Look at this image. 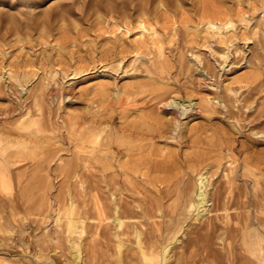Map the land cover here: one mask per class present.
Instances as JSON below:
<instances>
[{"label":"rangeland","instance_id":"rangeland-1","mask_svg":"<svg viewBox=\"0 0 264 264\" xmlns=\"http://www.w3.org/2000/svg\"><path fill=\"white\" fill-rule=\"evenodd\" d=\"M91 1L44 0L34 10L35 0H0V12L10 13L0 14V131L8 132L24 124L31 132L41 130L36 133L39 138L44 135L41 139L45 146L34 147L32 157H25L22 163L31 160L32 164L46 162L45 166H49L35 175L31 194L22 195L24 218L16 216L17 225L10 224L11 233L21 231L23 239L14 233L10 237L7 233H0V264H74L69 251L74 241L79 242L81 250L79 264H120L116 259L115 239L112 238L113 222H100L96 216L93 202L96 190L91 187L95 176L92 177L86 169L78 168L79 174L87 171L89 175L68 177L59 169L79 148L89 150L97 145L94 146V143L92 146L86 141L84 146H78V143L72 142L76 148L65 138L63 144L58 142L61 133H67L64 106L73 113L87 116L94 109L105 112L103 105L91 110L86 104L89 97L86 92L101 85L108 87L109 97L121 89L135 90L132 97L140 99L141 105L162 89L170 88L169 93L182 96L190 108H207V111L196 114L195 120L190 123V127L199 129L187 131V134L193 133V137H205L204 143L198 144L199 149L191 140L178 145L156 141L154 146L157 148L165 147L179 156L196 152H203V157L214 154L212 158L220 160L223 166L227 163L228 167L239 165V171L243 157L256 155L259 151L257 155L260 154L261 160H264V141H260L264 140V136L255 143L250 140V143L245 133L250 130L248 124L251 123L229 119L224 113L227 110L245 112L250 115V121L258 123L259 112H264V0H164L160 4L156 0H103L100 9H96L97 6L90 8ZM64 2L72 4L69 6L74 14H51L48 21L44 20L45 14L42 13L46 9L55 10ZM140 6L144 8L142 13ZM18 11L26 14H18ZM58 15L64 17V21H54ZM188 85L199 89L190 90ZM179 87H182L181 93ZM55 91L58 95L52 96ZM250 92L251 97L248 95ZM214 94L219 99L213 98ZM204 98L209 100L206 107L202 105ZM148 111L150 113L152 109L145 107L134 112L117 108L115 121L122 122L126 117L132 120ZM123 112L126 117L121 119ZM186 120L182 118V122ZM259 120L260 125L256 128L264 131V116ZM243 124L248 127L242 129V134L236 133L235 127ZM229 144L232 145V152L226 149ZM220 147L222 152H219ZM59 157L62 160L59 161ZM185 168L180 169L183 171ZM92 172L95 171L92 169ZM201 172L208 174L205 168ZM256 178L259 188L264 187V175L260 173ZM80 180H85V187ZM250 180L248 187L252 188L253 181ZM147 186L155 191L148 182ZM11 191L3 189L0 196L7 199ZM72 193L75 198H72ZM141 193L146 191L141 188ZM143 194L139 196L143 197ZM152 194L147 193L148 196ZM70 199H75L74 210L70 211L72 214L68 210ZM56 214L61 220H56ZM76 215L85 218V225L88 222L82 237L71 232L68 218L65 219H75ZM207 215L191 222H203ZM160 218L151 216L143 220V228L148 229L147 232L155 229ZM66 220L67 223H64ZM130 221L137 223L138 219ZM190 227L185 226L184 233ZM95 231L100 234L96 235ZM103 234L107 235L104 237ZM178 236L180 241L170 253L171 260H174V252L179 254L185 243L186 235L179 233ZM129 249L124 247L121 250L124 254L122 264H136Z\"/></svg>","mask_w":264,"mask_h":264},{"label":"bare ground","instance_id":"bare-ground-1","mask_svg":"<svg viewBox=\"0 0 264 264\" xmlns=\"http://www.w3.org/2000/svg\"><path fill=\"white\" fill-rule=\"evenodd\" d=\"M42 1L44 0H35V5L32 6V9L36 10L42 4ZM102 1L92 0L89 3V7L94 8L97 6L96 9H100ZM163 1L156 0L158 4ZM69 5L72 4L64 2L60 3L55 10L52 8L46 9L42 13L45 14L43 16L45 17L44 20L48 21L51 18V14H72L73 12L70 11ZM143 9L140 6L139 10L141 13ZM27 12L36 14L31 11ZM0 14L10 13L0 12ZM18 14L26 13L18 11ZM61 20L64 21V17L61 15L54 18V21L59 22ZM46 21L45 23H47ZM40 23L37 24V27ZM209 23L213 26L215 25L214 22ZM43 25L46 24L43 23ZM141 33L143 34V32ZM187 87L193 91L199 89L190 85ZM168 89L170 88L162 89V91L153 95L152 98L141 105L140 99L132 97L135 90L121 89L117 91L116 95L109 97L108 87L101 85L96 90L94 88L95 91L86 92L87 97L89 96L86 99V104L89 108H92L91 110L96 106L100 107L103 105L106 108L105 112H99L100 110L94 109L90 112L91 115L87 116L76 112L74 114L71 112L72 110L70 111L64 106L63 113L68 124L67 133L64 134L62 132L58 142L63 144V138H65L71 143H78V146L87 143L86 141L92 146L94 143V146L97 145L89 150L82 147L79 148L80 150L73 153L72 158H69L64 164L59 166L60 172L68 177L75 175L81 178L85 175L88 176V171L92 173V177L95 176L91 187L92 190H96V195L94 196V201H91L94 202L98 221L110 220L111 222L109 223L113 222L114 231L112 238L115 239L116 259L120 264H122L123 257L121 250L124 247L130 248L132 260L136 264H264V187L259 188L258 179L256 178L260 173L264 175V166H261L264 164V160H261L262 156H259L260 154L257 155L258 151L256 155L251 154L248 157H243L241 159L242 169L239 171V165L228 167L226 162L227 165L223 166L220 160L212 158L214 154L203 157V152H196L184 153L179 156L172 151H168L165 147H155L156 141L177 145L183 144V142L188 140L193 141L196 145L200 142L204 143L203 138L205 137H193V133L187 134V131H197L199 129H195V126L190 127V123L195 120L196 114L207 111V108L198 106L190 108L189 104H185V101L182 100V96H180L181 98L172 96L171 94L175 92L169 93ZM55 92L51 93L52 96L58 95ZM250 94L251 92L248 95L250 96ZM213 98L219 99L217 94H214ZM203 102L204 104H201L206 107L209 102L208 98H204ZM246 102L247 99L245 100ZM145 107L151 108L152 111L137 115L132 120H127L123 112L120 117L123 119L122 117L125 116L126 119L118 123L115 121L117 108L122 109V111L133 110L135 112ZM224 113H227L225 116L229 119L244 120L251 123L250 125L248 124L250 130L248 132L245 130L246 133L244 132L245 136L249 138V142L251 140L255 143V141L260 140L264 136V131L259 129V127H257L258 129L256 128V126L260 125L259 122L261 121L259 119L264 116V112H259L256 118L258 123L250 121L248 119L250 115L244 114L245 112L238 113L233 110H227ZM183 117L187 120L182 122ZM24 125L23 127L13 128V130L10 129L8 132L0 131V191L3 189H6V191L12 190L11 195L7 199H3L0 196V233L2 235L7 233L9 237L14 233H11L12 230L9 229L10 224H13V226L14 224L17 225L18 220L16 218H24L22 195L31 194L35 175L49 168L48 164L45 166L46 162H40L35 165L30 163L31 160H27L26 163H22L25 157H32L34 147L37 149V146H45V142L41 139L44 135L41 138L37 135L41 130L31 132ZM245 126L247 125L243 124L238 128L232 129L236 130V133H241ZM32 134L37 136L33 137L34 135L32 136ZM221 134H219L220 137L224 136ZM211 137L214 138L213 135ZM216 137L215 140L217 139ZM215 140L212 141L214 142ZM218 140L221 141V139ZM213 142L208 141L209 144ZM89 143L87 144L88 147H90ZM226 149L232 152V145L229 144ZM213 150L217 151L216 148H213ZM38 151L40 150L38 149ZM222 151V148L219 149V152ZM207 153L210 154L209 152ZM183 167L186 168L182 171L180 168ZM78 168H83L87 171L79 174ZM203 168L206 169L208 174L205 175L201 172ZM92 169L95 172H92ZM77 171L78 174H76ZM249 179H252L250 180L251 182L253 181L252 188L248 187ZM80 181L82 187H85L83 185L85 180ZM147 182L152 185L155 191H152V188H148ZM140 187L146 191L145 194L141 193ZM84 189L83 192H85ZM148 192L149 194L152 192L154 195L148 196ZM140 194H143V197H140ZM74 196L76 195L73 194L72 198ZM73 200L75 201V199ZM73 200L68 202L69 204L66 203L69 205V214L74 210L75 204ZM81 210L83 211V209ZM205 215L207 216L203 222L193 223L202 219ZM151 216H159L161 218L160 220L158 219L159 221L157 220L156 228L147 232L146 230L148 229L143 228V220L146 221ZM66 218H68V225L72 227L71 232L82 237L81 235L85 233L86 225H88V222L85 225V218L82 215L75 219ZM134 218L138 219L137 223L130 221ZM58 219H60L59 215H57L56 220ZM192 220L193 222H191ZM64 223H67V220ZM78 224H80V227H78ZM187 225H191V227L184 233ZM65 227L67 228V225ZM77 228L80 229L77 231ZM179 233L186 235L185 243L181 247L182 251L179 254L174 252V260H171L170 253L176 248L177 242L180 241ZM15 234H17L19 239L24 237L21 231L20 233L15 232ZM95 234L99 235L100 233L95 231ZM105 235L103 234L102 236L105 237ZM72 245L69 250L70 255L74 264H79L82 259L79 242L74 241ZM54 254L56 255V253Z\"/></svg>","mask_w":264,"mask_h":264}]
</instances>
